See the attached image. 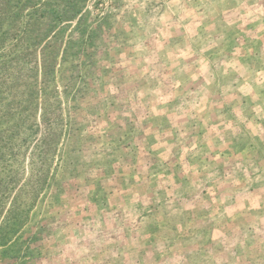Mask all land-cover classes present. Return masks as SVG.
Instances as JSON below:
<instances>
[{"label": "rangeland", "instance_id": "374dc122", "mask_svg": "<svg viewBox=\"0 0 264 264\" xmlns=\"http://www.w3.org/2000/svg\"><path fill=\"white\" fill-rule=\"evenodd\" d=\"M0 264H264V0H0Z\"/></svg>", "mask_w": 264, "mask_h": 264}]
</instances>
